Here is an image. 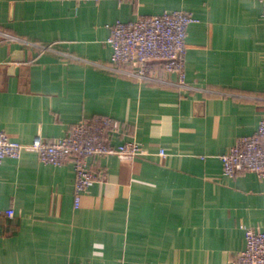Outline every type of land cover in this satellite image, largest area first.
<instances>
[{
	"label": "crops",
	"instance_id": "crops-1",
	"mask_svg": "<svg viewBox=\"0 0 264 264\" xmlns=\"http://www.w3.org/2000/svg\"><path fill=\"white\" fill-rule=\"evenodd\" d=\"M175 10L197 19L186 36L191 88L115 72L107 25ZM0 31L21 39L0 42V132L52 141L108 116L116 142L146 151L89 159L105 179L77 207L71 162L3 159L0 264H230L245 229H264V178L227 177L218 158L264 119L259 0H0Z\"/></svg>",
	"mask_w": 264,
	"mask_h": 264
},
{
	"label": "built area",
	"instance_id": "built-area-1",
	"mask_svg": "<svg viewBox=\"0 0 264 264\" xmlns=\"http://www.w3.org/2000/svg\"><path fill=\"white\" fill-rule=\"evenodd\" d=\"M259 1L264 19V0ZM195 22L197 19L191 14L175 10L156 15H140L129 21L117 20L107 25L110 31L107 42L112 49L111 63L114 71L139 83H159L183 90L190 89L184 73L186 36L188 26ZM12 41L21 39L0 31V42ZM30 45L38 47L41 53L51 50L52 46L37 43ZM170 75H176V81H171L168 78ZM114 127L111 117L95 116L91 120L75 123L59 139L48 141L37 134L28 143L14 141L6 133L0 132V163L5 158L19 159L24 152L34 153L44 164L71 162L74 169V205L77 207L82 193L93 182H103L105 179L106 171L93 167L89 159L97 161L112 155L121 161L133 162L146 154L143 146L134 139L116 142L121 132ZM159 155L165 157L166 153L160 150ZM218 158L222 172L227 177L250 172L264 178V119L259 122L254 133L237 139ZM5 213L8 217L13 216L12 209H7ZM244 239L243 249L232 255L230 264H264V229L257 231L246 228Z\"/></svg>",
	"mask_w": 264,
	"mask_h": 264
}]
</instances>
